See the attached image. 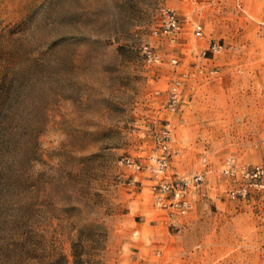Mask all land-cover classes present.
<instances>
[{
  "label": "rangeland",
  "instance_id": "rangeland-1",
  "mask_svg": "<svg viewBox=\"0 0 264 264\" xmlns=\"http://www.w3.org/2000/svg\"><path fill=\"white\" fill-rule=\"evenodd\" d=\"M164 6L181 40L147 64ZM197 61L215 72L189 80L170 112L177 70ZM167 120L172 170L192 176L205 156L214 167L184 217L157 209L147 172L119 162L158 153ZM262 162L264 0H0V264H264V176L243 175Z\"/></svg>",
  "mask_w": 264,
  "mask_h": 264
},
{
  "label": "built area",
  "instance_id": "built-area-1",
  "mask_svg": "<svg viewBox=\"0 0 264 264\" xmlns=\"http://www.w3.org/2000/svg\"><path fill=\"white\" fill-rule=\"evenodd\" d=\"M215 2V0H206ZM239 6H241L239 4ZM183 32V25L179 14L171 7L164 6L159 11V23L151 31V36L156 44L148 42L142 44L140 50L143 58L147 64L159 65L163 63V57L157 50L160 43H167L170 46H175L181 40ZM204 24L200 21H195L192 27V35L195 39H201L204 36ZM223 44L214 42L211 44L209 50L213 54L222 51ZM206 50L203 51L202 56L205 57ZM169 64L178 66L179 61L176 57H172ZM206 63L197 61L193 64L191 70H177L169 88L167 89L166 107L170 112H175L180 108L182 103L185 85L189 80L197 76H207L215 72L212 68L208 70ZM175 133L170 120L156 132H154L152 139L157 146L159 152L151 154L146 161L126 154L120 158V163L127 169L137 174L140 172H147L151 178L152 192L154 196V204L157 209L164 211L170 217H184L192 209V195L194 190H199L207 173L214 170L211 163L207 162V157L203 158L205 162V169L196 172L192 176L180 175L172 170V160L177 154V149L174 147L176 142ZM228 160L227 164L222 168L224 174L234 176L237 174V169ZM243 175L255 180V184L263 186L262 178L264 176V162L258 164L252 170H244ZM136 178H134V181ZM238 193L245 195L246 188H241ZM232 197L236 196L234 190L231 191Z\"/></svg>",
  "mask_w": 264,
  "mask_h": 264
}]
</instances>
